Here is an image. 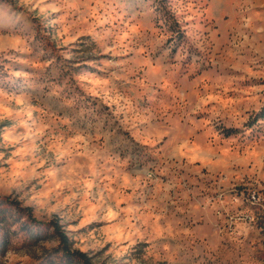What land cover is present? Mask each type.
I'll return each mask as SVG.
<instances>
[{"label":"rangeland","instance_id":"obj_1","mask_svg":"<svg viewBox=\"0 0 264 264\" xmlns=\"http://www.w3.org/2000/svg\"><path fill=\"white\" fill-rule=\"evenodd\" d=\"M52 219L93 264H264V0H0V264H79Z\"/></svg>","mask_w":264,"mask_h":264},{"label":"trees","instance_id":"obj_2","mask_svg":"<svg viewBox=\"0 0 264 264\" xmlns=\"http://www.w3.org/2000/svg\"><path fill=\"white\" fill-rule=\"evenodd\" d=\"M49 224L52 227L54 236L58 239L57 250L60 251L65 258L76 260L79 264H93L85 252L71 248L69 237L66 235L59 220L52 219L49 221Z\"/></svg>","mask_w":264,"mask_h":264},{"label":"bare ground","instance_id":"obj_3","mask_svg":"<svg viewBox=\"0 0 264 264\" xmlns=\"http://www.w3.org/2000/svg\"><path fill=\"white\" fill-rule=\"evenodd\" d=\"M251 197H253V196H251ZM255 199V198H254Z\"/></svg>","mask_w":264,"mask_h":264}]
</instances>
